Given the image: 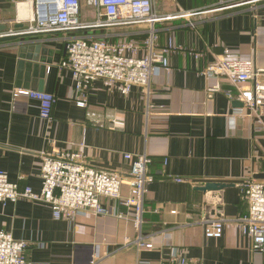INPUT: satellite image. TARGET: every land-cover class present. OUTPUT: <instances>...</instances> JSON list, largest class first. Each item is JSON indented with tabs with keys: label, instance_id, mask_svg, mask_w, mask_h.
<instances>
[{
	"label": "crops",
	"instance_id": "0c3cea01",
	"mask_svg": "<svg viewBox=\"0 0 264 264\" xmlns=\"http://www.w3.org/2000/svg\"><path fill=\"white\" fill-rule=\"evenodd\" d=\"M15 1L21 2L17 8ZM153 5L159 15H195L155 25L158 46L177 49L168 57L170 72L152 81L150 94L133 87L122 95L98 80L86 93L87 108H79L71 74L57 67L65 57L63 34L0 42V170L19 189L40 192L42 157L56 151L81 152L88 166L123 176L130 168L125 154L152 159L140 230L129 218L86 214L55 220L41 203H0V230L29 244L27 264H160L175 252L200 264H264V254L252 253L240 230L248 208L239 187L264 174V109L261 123L224 78L203 75L225 50L228 59L251 60L264 71V0ZM30 16L26 0H0V34L14 30L15 19ZM91 33L109 41H141L144 28ZM16 89L53 94L51 120L39 117L35 100L13 98ZM209 182L228 187L198 191ZM121 193L127 195L126 186ZM103 202L114 212L128 211L116 201ZM208 219L225 220L221 237H205ZM139 239L153 248L139 249Z\"/></svg>",
	"mask_w": 264,
	"mask_h": 264
},
{
	"label": "built area",
	"instance_id": "2783aa9c",
	"mask_svg": "<svg viewBox=\"0 0 264 264\" xmlns=\"http://www.w3.org/2000/svg\"><path fill=\"white\" fill-rule=\"evenodd\" d=\"M31 7V16L25 20L15 19L21 28L10 30L8 35H53L63 34L65 57L57 67L71 74L75 92V104L86 109V93L98 80L122 95L133 87L145 88L150 94L152 81L162 73H169L168 57L176 51L173 44L158 46L155 25L167 20L186 18L195 13L159 15L153 0H26ZM21 2L15 1V7ZM144 28L141 41L118 39L91 33L118 27ZM227 50L215 56L205 68L206 78H224L236 91V97L261 121L264 109V71L256 70L251 60L228 59ZM197 57L201 54H195ZM219 87L212 89L217 91ZM231 97V92L226 93ZM13 98L26 97L39 105V117L51 120L55 97L37 90L16 89ZM88 118L94 115H87ZM40 168L41 190L35 193L30 187L19 189L0 170V203H16L19 200L41 203L48 206L55 220L73 221L86 214L94 217L116 216L129 218L140 230L143 224L145 186L152 180L148 169L152 159L146 155L125 154L130 163L126 175L115 174L88 166L81 152L56 151L43 155ZM165 163V161H164ZM182 182L183 180L177 179ZM127 195L122 196V187ZM240 191L247 202V214L241 217L240 230L250 242L254 254H264V181L244 179ZM103 200L116 201L128 213L114 212ZM128 214L129 216H127ZM225 225L223 219L204 221L207 238H219ZM28 243L17 240L8 232L0 230V264H27L25 251ZM139 249L151 250L153 245L139 239ZM160 264H200L191 262L177 252Z\"/></svg>",
	"mask_w": 264,
	"mask_h": 264
},
{
	"label": "water",
	"instance_id": "95a60500",
	"mask_svg": "<svg viewBox=\"0 0 264 264\" xmlns=\"http://www.w3.org/2000/svg\"><path fill=\"white\" fill-rule=\"evenodd\" d=\"M15 29H19L20 26L16 25L14 26ZM28 35H8L5 37L0 38V42L3 41H14L19 38L27 37ZM255 179L263 180L264 179V174H255L254 176ZM228 185L224 183H216V182H209V183H204L198 187V191H201L203 193L210 194L211 192H219L225 188H227ZM219 200V199H218Z\"/></svg>",
	"mask_w": 264,
	"mask_h": 264
}]
</instances>
